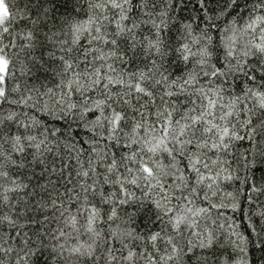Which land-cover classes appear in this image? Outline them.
<instances>
[{
	"label": "trees",
	"instance_id": "16d2710c",
	"mask_svg": "<svg viewBox=\"0 0 264 264\" xmlns=\"http://www.w3.org/2000/svg\"><path fill=\"white\" fill-rule=\"evenodd\" d=\"M105 2L6 0L13 13L24 9L27 4L24 10L29 19L14 20L10 34L0 37L3 44H10L5 51L11 59L7 97L0 98V134H3L0 140L3 148L0 151L7 152L11 145L10 137L25 132L24 126L27 125V132L38 139L47 138L51 149L45 153L47 164L50 169L54 166L56 172L50 177L53 183H48V174L42 176L39 166L17 168L5 163L3 171L8 173V178L0 177V218L11 216L17 222L16 231L27 232L33 240H37L49 229L55 232L63 227L61 210L67 209L72 215H77L79 210L78 226H86L89 210L94 205L99 211V219L94 227L100 233L96 242V259L80 257L74 259V264H202L205 259L207 264H264V164L250 163L256 151L251 141H234L226 155L223 152L208 153L211 157L219 155L226 163L212 165L209 174L214 176V181H205L195 199V208L206 211L196 217L198 226L194 231L201 239L211 236L213 240L212 247L205 250L206 255H201L202 250L196 248L186 255L182 254L179 259L161 261L160 256L165 255L163 243L158 241L157 246H153L148 239L164 227L156 220L151 202L159 198V192L125 184L126 196L119 184L111 182L121 174L128 176L126 167H135L127 159L133 151H139L132 140L143 139L150 126L156 122V113L163 107L169 111L177 109L174 118L179 119L181 113L193 107L190 100L197 99V90L201 88L222 89L226 104L236 95L243 96L241 89L245 84L264 92V79L260 73H256L255 82H245L241 76L235 81L229 78L227 83H223V77L203 75V71L210 73L213 67L219 68L226 63L227 38L233 37V32L226 29L242 28L248 20V13L243 9L245 5L250 9L255 0H237L241 9L239 13L236 7H229V0H203V3L202 0H146L147 7L143 9L141 0H133L136 7L127 13L130 19L122 23L131 27V21H135L140 26L131 33L126 32L117 37L116 45H106L93 39L100 34L112 39L110 34L117 31L116 22L120 20L118 10L91 7ZM103 16L108 19L104 21L105 26L100 34L93 30L98 25H86L88 30L81 31L78 37L74 36V25L83 24L90 17L95 20ZM144 20L149 22L140 23ZM152 21L159 25V29L153 26ZM29 33L34 37L31 41L27 38ZM205 34L211 37L210 43L205 39ZM235 35L239 37L240 44L247 39L239 31ZM157 40L159 51L150 47V42L156 43ZM185 44L191 52L182 51ZM203 44H207L210 55L202 71L196 63L198 56L194 57L191 53L197 52ZM102 55L105 57L103 60L100 59ZM183 55H188L189 59L185 61ZM60 57L79 64L77 71L86 65L90 70L104 65L102 75L115 79L123 77L126 83L132 78V73L137 76L140 72L148 74L149 69H152L153 79L163 81L167 77L168 80L151 87L155 104L148 97L138 98L139 94L135 93L130 97L125 96L131 101L127 105L108 101L124 116L113 132L112 126L104 120L112 109L107 106L96 108L95 104L105 101L109 95L118 101L116 94L126 93L127 88L120 84L109 85L108 89L102 85L88 88L91 84L89 79L81 81L87 89L83 94L74 92L66 95L68 89L61 83L63 78L59 74L63 66ZM108 64L113 65L116 71L109 72ZM189 74L196 76L197 81L191 86L183 83ZM181 86L184 92H181ZM49 89L51 92H48ZM166 90L175 94L164 96ZM161 96L169 101L168 105L161 104ZM69 104H75L76 107L69 109ZM251 105L252 101L249 100L248 106ZM240 107L242 105L237 106V111ZM86 108H93L94 111H86ZM136 109L144 112V119ZM61 116L62 119L58 118ZM97 117L100 123L96 122ZM245 118L240 113L239 121ZM231 119L237 121L235 116ZM137 123H142L144 127L134 132L133 126ZM241 134H244L243 129ZM12 159L18 160V154L13 153ZM113 164L115 168L109 173L108 169ZM83 171H88L89 176L77 175ZM228 176L231 179H227ZM106 177L110 182H105ZM13 180L16 184L12 183ZM46 183L48 191L39 187ZM169 183L177 181L170 179ZM209 184L211 187H208ZM80 185H93L96 192H89L87 201L83 194L76 201L64 195L66 190L73 188L80 193ZM10 188L16 190L7 191ZM5 195L8 197L7 202L3 201ZM68 195L73 193L69 192ZM53 199L62 201L63 207L52 208ZM38 202H46L49 207L38 210ZM172 203L178 201L174 199ZM113 209L116 215L110 220ZM113 232L117 233L116 239L110 238ZM10 234H13L12 227L6 222L0 224V236L3 237L0 244L4 247L11 245L15 249L13 252L0 253V264H33L34 258L21 259V240L10 238ZM188 235L185 233L186 237ZM197 235L191 236L194 242ZM44 238L49 244L53 243L48 236ZM106 238L108 243H105ZM86 241H89V234L81 227L79 242ZM129 251L136 254L131 261L124 259ZM39 264H44V261L41 260ZM53 264L61 262L54 261Z\"/></svg>",
	"mask_w": 264,
	"mask_h": 264
},
{
	"label": "snow or ice",
	"instance_id": "6c2138e0",
	"mask_svg": "<svg viewBox=\"0 0 264 264\" xmlns=\"http://www.w3.org/2000/svg\"><path fill=\"white\" fill-rule=\"evenodd\" d=\"M91 7L94 9L104 7L118 10L117 14L120 20L116 22L117 31L110 34L113 38L108 39L104 34H100L105 26L104 21L108 19L107 16H103L102 18L97 17L95 20L90 17L83 24L74 25L72 27L74 36L78 37L81 31L88 30L86 25H98L93 30L100 35L94 36L93 39L100 40L106 45H116L118 43L117 37L126 32L131 33L133 29L140 26L135 21H131V27L122 23L130 19L127 13L136 7L133 4V0H123V2L121 0H106L103 5L93 4ZM141 7L142 9L147 7L146 0H141ZM229 7H236L238 13L241 11L237 5V0H229ZM24 9H27V4L24 5ZM24 9L13 13L10 11L6 0H0V37L4 34H10L11 25L14 20L29 19L28 13ZM243 10L248 13V20L245 25L240 29H226V31L231 30L233 32V37L227 38L226 63L224 65L219 68L213 67L210 73L203 71L207 58L210 55L207 44L201 45L197 52L191 53L194 57L198 56L196 63L200 66L204 76L210 78L223 77V83H227L229 78L235 81L241 76L245 82H255L257 79L256 73H260L261 78L264 79V0H255L250 9L245 5ZM30 22L36 23V21ZM148 22V20H144L140 23L146 24ZM109 23H112V21H109ZM152 23L154 27L159 29V25L155 24L154 21ZM237 31L247 37L242 44L238 43L239 37L235 35ZM27 38L31 41L34 38L33 34L29 33ZM49 39L51 38L49 37ZM205 39L209 43L211 42V37L207 34H205ZM74 42L76 41L74 40ZM158 45L159 40L156 43L150 42V47L156 48L157 51H159ZM9 46L10 44L5 45L0 40V98L4 99L7 97L6 85L11 65V59L5 51ZM182 51L191 52V49L185 44L182 47ZM86 58L87 53L85 54V60ZM100 59L103 60L105 57L102 55ZM183 59L187 61L189 56L183 55ZM60 60L63 62V66L59 74L63 78L61 83L68 89L66 95L74 92L83 94L87 89L81 81L89 79L91 80V84L88 85V88L102 85L105 89H108L109 85L114 84H120L127 88L126 93L116 94L119 97L118 101L113 100V97L109 95L105 101H99L95 104L96 108L107 106L112 109L111 114L105 116L104 120L112 126L113 132L117 130L124 116L112 107V103L130 104L131 101L126 99L125 96L130 97L135 93L139 94L138 98L148 97L151 103L155 104L156 101L151 87L161 85L168 80L167 77H164L163 81L153 79L151 75L152 69H149L148 74L140 72L137 76L136 73H132V78L126 83L123 77L115 79L108 75H102L101 70L104 65L91 70L86 65L77 71L79 64H74L71 60L64 57H60ZM233 61H235L234 64ZM107 68L109 72L116 71L111 64H108ZM196 75H199V73ZM105 80H107V83H104ZM196 82V76L189 74V78L185 79L183 83L191 86ZM172 83L174 84L175 82L173 81ZM184 91V87L181 86V92ZM241 91L243 96L236 95L234 99L226 104L222 89H198L197 99L190 100L193 107L181 113L179 119L174 118V112L177 109L169 111L167 107H163L156 113V122L150 126L143 139L132 140V143L137 144L139 151H133L127 159L135 167H126L125 171L129 174L128 176L121 174L120 177L111 181L119 184L121 191L126 196L128 193L124 187L125 184L141 187L142 190H156L159 192V198L151 202L155 208L156 220L161 222L164 227L151 234L148 239L153 246H157L158 241L163 243L165 255L160 256L161 261L179 259L182 254L186 255L196 248L202 250L201 255H206L205 250L212 247L213 240L211 236L201 239L194 231L198 226L196 217L206 211L203 208H195V199L199 195V189L204 185L205 181H214V176L209 174L212 165H223L226 161L219 155H215L214 157L208 156V153L216 154L223 152L226 155L234 141L247 139L256 146V151L253 153L250 163L264 164V146H262L264 145V92L256 91L247 84L242 87ZM48 92H51V89ZM174 94L167 90L164 92V96L171 97ZM164 96L160 97L161 104L168 105L169 101L165 100ZM249 100L252 101L251 106H248ZM108 101H112V103H108ZM238 105H242L239 111H237ZM67 107L72 109L76 105L69 104ZM136 110L139 112L141 118L144 119V112L141 109ZM49 111L51 112L52 110L49 109ZM62 111L64 110L62 109ZM86 111H94V109L86 108ZM240 113H243L246 117L243 121H239L238 119ZM52 114L55 115L54 112ZM64 114L67 115V112H64ZM234 116L237 117L236 122L231 119ZM58 118L62 119L63 117ZM96 122L100 123L99 117H97ZM24 127L26 129L25 132L10 137V149L7 152L0 151V177L4 179L8 178V173L3 171L5 163L17 168H27L31 165L33 168L39 166L41 175L48 174V183H53L50 177L51 174L56 172V169L54 166L50 169L47 164L45 153L51 151L46 142L47 138L38 139L36 135L27 132V125ZM143 127L142 123H137L133 126V131L135 132ZM242 129L244 130V134H241ZM2 139L3 134H0V140ZM128 146L131 147V145ZM2 148L3 144L0 143V149ZM13 153L18 154V160L12 159ZM205 157L208 158L205 159ZM245 159L247 160V156ZM165 160L167 161L166 163L164 162ZM114 168L115 164L108 169L109 173ZM77 175L88 177L89 172H78ZM226 178L231 179L230 176ZM170 179L177 181V183L170 184ZM105 182H110L107 177L105 178ZM12 183L16 184V181L13 180ZM17 187L20 186L17 185ZM23 187H27V185ZM39 187L44 191H48L47 183L41 184ZM208 187H211V184ZM80 188V193H77L75 188H73L66 190L64 195L68 199L76 201L83 194L84 200L87 201L88 193L92 192L94 194L96 192L93 185H80ZM15 190L16 188L7 189V191ZM69 192L73 193V195H68ZM174 199L178 203L173 204L172 201ZM3 201H8L6 195L3 196ZM124 202L121 201V203ZM47 207L49 205L46 202H38L37 204L38 210L41 211ZM51 207L61 209L63 207L62 201L53 199ZM77 215H72L67 209L61 210L60 217L62 218L63 227L58 228L55 232L49 229L47 233L40 235L37 240H33L27 232L16 231L17 222L11 216L5 215L0 218V224L6 222L12 227L13 234H10V238L21 240V251H23L21 259L34 258L33 264H39L41 260L44 261V264H53L54 261H59L61 264H74V259L80 257H89L95 260L96 242L100 233L94 225L99 219V211L94 205L90 208L86 226H78ZM115 215L116 213L113 209L109 219L111 220ZM81 227L89 234V241L84 243L79 242ZM169 228L171 231H168ZM185 233L189 234L188 237L185 236ZM127 235L131 234L128 233ZM193 235H197L195 242L191 239ZM45 236H48L53 243L49 244L46 242ZM116 237L117 233L113 232L110 234L111 239H116ZM2 239L3 237L0 236V240ZM70 241L74 242L70 243ZM5 243L7 242L5 241ZM105 243H108L107 238L105 239ZM13 251L15 249L11 245L4 247V245L0 244V253ZM45 253H47V256H45ZM135 255V253L129 251L124 259L131 261ZM112 259H115V257H112ZM0 261H2V256H0ZM202 264H207V260L202 261Z\"/></svg>",
	"mask_w": 264,
	"mask_h": 264
}]
</instances>
